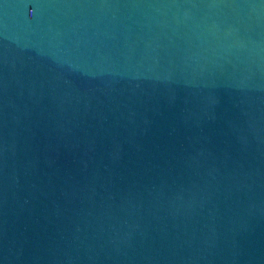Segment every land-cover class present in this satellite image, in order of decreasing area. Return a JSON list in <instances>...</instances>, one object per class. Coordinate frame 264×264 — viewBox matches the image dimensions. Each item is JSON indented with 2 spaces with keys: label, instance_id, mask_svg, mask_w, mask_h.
I'll return each instance as SVG.
<instances>
[{
  "label": "water",
  "instance_id": "1",
  "mask_svg": "<svg viewBox=\"0 0 264 264\" xmlns=\"http://www.w3.org/2000/svg\"><path fill=\"white\" fill-rule=\"evenodd\" d=\"M0 264H264V0H0Z\"/></svg>",
  "mask_w": 264,
  "mask_h": 264
}]
</instances>
